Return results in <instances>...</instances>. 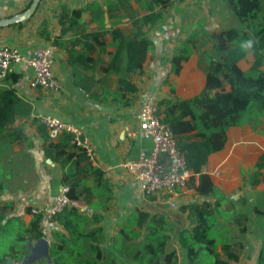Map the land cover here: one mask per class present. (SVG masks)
I'll return each instance as SVG.
<instances>
[{
    "label": "crops",
    "instance_id": "obj_1",
    "mask_svg": "<svg viewBox=\"0 0 264 264\" xmlns=\"http://www.w3.org/2000/svg\"><path fill=\"white\" fill-rule=\"evenodd\" d=\"M94 1L99 3L102 15L90 7ZM193 1H173L150 26L141 23L140 17L147 10L139 8L136 0H129V8L123 11L116 5L110 8L105 0H41L27 20L0 27V46L15 47L26 57L35 47L51 48L52 69L59 84L56 90L30 86L33 69L23 61L12 63L6 77L0 80V232L11 226L12 234L27 235L24 228L33 218L28 209L33 205L49 206L63 184L62 168L53 157L50 143H61L69 151L74 146L64 141V133L48 138L35 120L37 114L72 122L92 142V159L88 160L104 171L105 187H96L93 177L87 176L85 183L96 191L90 200L93 205L80 201L77 208L103 215L107 238L115 241L117 249L123 246L120 228L127 223L133 227L129 219L136 209L163 214L174 228L190 227L187 211L181 212L178 207L213 200L195 192L192 183H197V175L192 182L190 172L179 189L176 207L170 209L164 195H140L137 181L120 166L150 150L151 141L139 132L137 117L146 96L152 95L157 101L170 98L172 87L176 97L185 99L198 94L204 86L205 55L213 40L208 41L200 32L201 24L206 28L207 22L197 23L188 18L195 10ZM29 2L0 0V18L22 11ZM62 8L82 12L77 20H69L68 13L61 23ZM134 19L139 22L134 24ZM137 31L144 32L147 39ZM135 42L138 44L131 49V56L141 59L144 54V58L140 67L129 69L125 45ZM183 47L190 49L188 58L181 62L177 74L168 73V59ZM253 62L252 53L247 52L237 65L245 71ZM119 77L135 88L119 92L123 93L121 97L117 96ZM224 88L228 89V84ZM257 118L262 122L253 127L247 122L229 127L223 149L209 154L202 167L227 199L218 218L216 250L220 251L223 242L242 244L238 261L230 264H264V223L260 212H264V167L260 170L262 181L252 187L243 186V173L250 172L264 152V119L260 114ZM71 165L72 160L64 169ZM241 213L246 220L235 224L233 219ZM56 228L53 222L42 221L43 236L47 239ZM9 244L22 252L16 238ZM172 246L178 255L177 264H186L184 249L177 240L172 241ZM7 250L4 245L0 251V259L4 260L0 264L7 257L12 259L10 264H20L26 253L17 258L7 255ZM221 258L226 259L223 253ZM34 264L47 263L42 257Z\"/></svg>",
    "mask_w": 264,
    "mask_h": 264
},
{
    "label": "trees",
    "instance_id": "obj_2",
    "mask_svg": "<svg viewBox=\"0 0 264 264\" xmlns=\"http://www.w3.org/2000/svg\"><path fill=\"white\" fill-rule=\"evenodd\" d=\"M136 1L139 8L147 10L140 17L141 23L150 26L161 18L163 9L173 2L172 0ZM105 2L110 8L111 5L118 6L121 8L120 11L129 8V0H105ZM223 3L239 25L224 27L213 37L212 45L205 55V83L202 90L190 98L180 99L170 87L172 96L157 101L162 120L170 127L179 149L184 153L186 169L191 172L189 180L193 182L194 176L197 175V183H192L195 192L213 200H203L200 203L194 202L178 207L181 212L187 211V217L192 223L190 227L174 228L173 223L165 215L136 209L134 217L129 219L133 227L130 228L127 223L120 228L119 233L123 238L121 249L115 248V241L108 240L103 225V215L100 212H86L75 206H68L50 220L58 228L48 234L47 264H130L129 262L177 264L178 255L172 246L174 239L184 249L186 264H230L238 261L239 248L242 246L240 242H223L220 251L216 250L218 239L215 235L219 232L218 218L222 216L221 206L227 199L214 185L210 176L202 171V167L209 154L223 149L229 127L246 122L253 127L261 121L257 115L262 116L264 111V74L248 77L238 67L237 62L247 52H251L254 57L252 68L259 66L260 55L264 52V0H223ZM28 5L29 3L24 9ZM90 7L102 15L98 2H92ZM81 12L82 9L67 12L62 8L59 20L63 23L68 13H70L69 20H77ZM126 13L131 16L129 11ZM138 22L139 19L133 21L134 24ZM137 34L147 39L144 32L137 31ZM249 39L253 42L252 47L250 49L242 47ZM146 43L150 45L151 41L146 40ZM137 44L135 42L125 45L128 51L129 69L140 67V60L144 58V54L141 59H133L131 56V49L133 51ZM189 54L190 49L183 47L170 57L168 73L177 74L181 62L185 61ZM225 84H228V89L224 88ZM134 89L127 79L119 77L118 97L123 95L119 92ZM39 127L48 137L45 127L43 125ZM63 133L64 141L69 144V133ZM50 146L54 149V159L61 165L62 183L68 186L67 196L78 202L93 205L90 200L96 191L92 185L85 183V178L91 175L96 183L95 186L104 188V171L92 166L81 149L73 147V150L69 151L61 143H50ZM70 160L72 165L64 169L65 164ZM263 167L264 152L258 157L251 171L243 173V186L252 187L262 181L260 170ZM231 205L230 209H232ZM260 212L264 223V212ZM32 217L29 225L24 228L27 234L24 236L35 239L45 234L42 229L43 218L41 214ZM246 218V215L241 213L233 219V222L239 224ZM24 236L17 235L16 241L26 240ZM7 247V255L20 257L22 252L19 248L9 243ZM221 253L226 259L221 258ZM0 260L3 261L4 257Z\"/></svg>",
    "mask_w": 264,
    "mask_h": 264
},
{
    "label": "built area",
    "instance_id": "obj_3",
    "mask_svg": "<svg viewBox=\"0 0 264 264\" xmlns=\"http://www.w3.org/2000/svg\"><path fill=\"white\" fill-rule=\"evenodd\" d=\"M183 1V0H172ZM52 49L35 47L29 56H24L15 47L0 46V80L5 78L12 63L26 62L33 69L30 86L47 90L58 89L53 73ZM139 132L150 139V150L141 152L135 159L125 160L120 166L136 181L140 195H164L168 208L176 207L179 189L185 184L190 172L186 169L184 153L179 149L176 139L166 122L162 120L157 100L148 95L143 100L138 114ZM35 120L43 125L50 139L60 133H69L70 144L81 149L92 159L93 144L75 124L55 116L37 114ZM130 135H132L130 133ZM68 186L61 185L49 206L33 205L28 209L32 216L41 214L43 220L51 218L68 206H79V202L67 196Z\"/></svg>",
    "mask_w": 264,
    "mask_h": 264
},
{
    "label": "rangeland",
    "instance_id": "obj_4",
    "mask_svg": "<svg viewBox=\"0 0 264 264\" xmlns=\"http://www.w3.org/2000/svg\"><path fill=\"white\" fill-rule=\"evenodd\" d=\"M193 4L195 6V10L189 13V17L197 23H203V21L207 22L206 28L203 27V24L200 26V32L203 33L204 38L207 40L213 39V37L217 34V30H221L227 26H238L239 22L233 19V16L227 11L223 0H194ZM245 74L248 77H255L256 75L263 73L264 74V52L260 55L259 66L255 69L251 66L245 69ZM262 118L264 119V111ZM11 226H7L0 232V251L2 247L7 246L9 241H15L16 235L11 233ZM10 231V235H6V232ZM235 230L234 234L235 235ZM230 238H232V234H229ZM236 236V235H235Z\"/></svg>",
    "mask_w": 264,
    "mask_h": 264
},
{
    "label": "water",
    "instance_id": "obj_5",
    "mask_svg": "<svg viewBox=\"0 0 264 264\" xmlns=\"http://www.w3.org/2000/svg\"><path fill=\"white\" fill-rule=\"evenodd\" d=\"M40 1L41 0H30L29 5L26 9L19 11L13 15L0 18V27L13 25L27 20L34 14ZM21 246L23 248L22 253L24 251L26 253L22 255L20 264H34L42 257H44L46 260L49 259V241L45 236H40L35 239L29 237L21 242ZM11 262L12 259L10 257H7L4 264H10Z\"/></svg>",
    "mask_w": 264,
    "mask_h": 264
},
{
    "label": "clouds",
    "instance_id": "obj_6",
    "mask_svg": "<svg viewBox=\"0 0 264 264\" xmlns=\"http://www.w3.org/2000/svg\"><path fill=\"white\" fill-rule=\"evenodd\" d=\"M252 44H253L252 40L249 39L243 43L242 47L250 49L252 47Z\"/></svg>",
    "mask_w": 264,
    "mask_h": 264
}]
</instances>
